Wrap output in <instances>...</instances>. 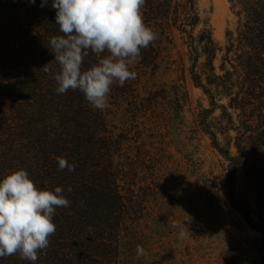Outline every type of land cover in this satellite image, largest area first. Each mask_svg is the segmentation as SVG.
<instances>
[{
    "label": "trees",
    "instance_id": "trees-1",
    "mask_svg": "<svg viewBox=\"0 0 264 264\" xmlns=\"http://www.w3.org/2000/svg\"><path fill=\"white\" fill-rule=\"evenodd\" d=\"M51 3L41 7V0H0V180L23 168L38 188L59 185L71 201L56 209V232L36 264H122L125 239L131 233L139 235L147 199L140 181L142 162L129 142L130 126H121L116 117L124 111V97L131 96L136 113L145 111L143 120H151L154 108L148 106L165 92L143 96L135 85L157 57L170 56L178 37L188 47L181 58L190 60L195 83L211 99L213 108L203 109L201 124L227 161L229 199L261 233L252 248L239 241L228 246L223 259L227 264H264V196L258 193V209L237 188L241 165L255 183L264 163V0H231L241 27L226 47L209 28L195 34L202 19L198 0H145L141 15L156 39L129 66L135 78L122 87L118 82L111 86L104 111L93 109L79 90L57 94L53 75L42 70L54 60L47 38L61 34ZM95 62L89 55L84 69ZM158 66L155 62L153 67ZM219 96L227 97L228 103H219ZM217 107L227 124L211 119ZM229 109L238 112L236 120ZM229 129L236 135L229 134L228 146H222L218 132ZM147 144L145 139L142 146ZM59 155L75 164L74 172L58 170ZM0 264L31 262L13 255L0 258Z\"/></svg>",
    "mask_w": 264,
    "mask_h": 264
},
{
    "label": "rangeland",
    "instance_id": "rangeland-1",
    "mask_svg": "<svg viewBox=\"0 0 264 264\" xmlns=\"http://www.w3.org/2000/svg\"><path fill=\"white\" fill-rule=\"evenodd\" d=\"M198 5L202 19L195 34L209 28L225 47L231 43L232 33L238 37L240 16L231 0H198ZM171 51L170 56L164 53L157 57L135 85L143 96L165 92L163 96L171 97L170 101L159 97L158 103L154 101L148 106L154 108L151 120L144 121L142 117L147 112L136 113L131 96H127L123 113L116 117L121 126H130L133 136L129 142L133 154L142 162L140 181L147 199V214L138 225L139 235L131 233L125 239L122 264H227L223 255L228 246L239 241L252 248L261 233L250 226L229 199L227 161L201 124L203 109L213 108L211 99L195 83L190 60L186 56L181 58L188 47L178 37ZM155 62L159 65L156 68L153 67ZM220 98H223L218 100L221 104L229 101L225 96ZM228 111L236 120L238 112ZM210 117L216 123H228L221 107L215 108ZM139 131L142 133L138 134ZM229 134L235 136L236 131L218 132L222 146H228ZM145 139L147 147L142 146ZM147 150L150 151L148 157ZM232 150L237 154L234 143ZM260 169L254 183L241 165L237 184L258 209V193L264 196V163ZM181 231L185 233L183 239L179 238ZM137 245L145 250L139 259Z\"/></svg>",
    "mask_w": 264,
    "mask_h": 264
},
{
    "label": "clouds",
    "instance_id": "clouds-1",
    "mask_svg": "<svg viewBox=\"0 0 264 264\" xmlns=\"http://www.w3.org/2000/svg\"><path fill=\"white\" fill-rule=\"evenodd\" d=\"M48 2L41 0L40 6ZM144 3L145 0H52L55 24L61 34L49 36L46 43L54 54L55 68L51 61L42 70L53 75L57 94L79 90L93 109L104 111L108 107L111 86L118 82L122 87L135 78L129 66L140 58L141 49L156 39L141 15ZM89 55H94L96 62L84 69ZM55 159L59 171H75V164L63 155ZM70 204L59 185L54 189L38 188L23 168L7 174L0 180V258L18 255L36 264L38 254L46 253L50 237L56 232V209ZM184 235L181 231L179 238ZM144 253V248L137 245V259Z\"/></svg>",
    "mask_w": 264,
    "mask_h": 264
}]
</instances>
